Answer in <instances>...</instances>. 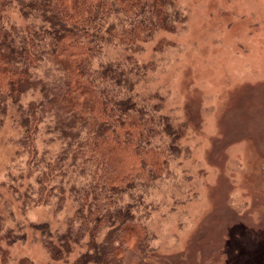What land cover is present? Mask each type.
Listing matches in <instances>:
<instances>
[{
  "label": "trees",
  "instance_id": "trees-1",
  "mask_svg": "<svg viewBox=\"0 0 264 264\" xmlns=\"http://www.w3.org/2000/svg\"><path fill=\"white\" fill-rule=\"evenodd\" d=\"M185 22L176 0H0V129L17 119L22 162L12 203L22 220L72 212L60 231L0 210V264L30 237L60 264L153 259L150 199L188 156L189 122L147 89L146 51Z\"/></svg>",
  "mask_w": 264,
  "mask_h": 264
},
{
  "label": "rangeland",
  "instance_id": "rangeland-1",
  "mask_svg": "<svg viewBox=\"0 0 264 264\" xmlns=\"http://www.w3.org/2000/svg\"><path fill=\"white\" fill-rule=\"evenodd\" d=\"M176 4L186 22L168 49L146 51L155 68L144 83L188 120L189 151L150 199L148 264H264V0ZM18 134L14 117L0 129V210L63 231L70 208L32 209L22 220L12 203ZM37 240L12 248V264H60Z\"/></svg>",
  "mask_w": 264,
  "mask_h": 264
}]
</instances>
